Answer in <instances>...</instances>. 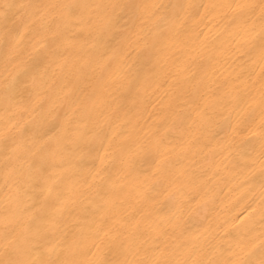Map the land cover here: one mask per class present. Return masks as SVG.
I'll list each match as a JSON object with an SVG mask.
<instances>
[{"label":"bare ground","instance_id":"1","mask_svg":"<svg viewBox=\"0 0 264 264\" xmlns=\"http://www.w3.org/2000/svg\"><path fill=\"white\" fill-rule=\"evenodd\" d=\"M264 0H0V264H262Z\"/></svg>","mask_w":264,"mask_h":264},{"label":"snow or ice","instance_id":"2","mask_svg":"<svg viewBox=\"0 0 264 264\" xmlns=\"http://www.w3.org/2000/svg\"><path fill=\"white\" fill-rule=\"evenodd\" d=\"M262 264H264V262H262Z\"/></svg>","mask_w":264,"mask_h":264}]
</instances>
